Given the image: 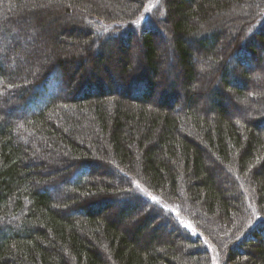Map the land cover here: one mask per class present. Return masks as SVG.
Masks as SVG:
<instances>
[{"label": "trees", "instance_id": "1", "mask_svg": "<svg viewBox=\"0 0 264 264\" xmlns=\"http://www.w3.org/2000/svg\"><path fill=\"white\" fill-rule=\"evenodd\" d=\"M38 29L49 41L4 59L36 70L0 66V264H214L212 249L264 264V89L246 93L264 71V0H0V36ZM66 37L80 56L64 57ZM131 44L144 75L126 83ZM167 54L179 77L152 104Z\"/></svg>", "mask_w": 264, "mask_h": 264}, {"label": "rangeland", "instance_id": "2", "mask_svg": "<svg viewBox=\"0 0 264 264\" xmlns=\"http://www.w3.org/2000/svg\"><path fill=\"white\" fill-rule=\"evenodd\" d=\"M87 1L88 2H95L97 0H87ZM153 5L154 4H151L150 5V9H151V7ZM44 9L50 11V8L48 9L46 6L44 7ZM148 9L149 8H147V11H148ZM52 10L55 11V10H59V9L58 8H53ZM50 19L48 20L47 23H50L51 22ZM142 19H141V21H142ZM220 21H221V23L227 22L226 21V18H223ZM60 22L61 23L66 22L68 24H72L73 21H72V19H68L66 16H64L63 19L60 20ZM55 27L58 28V25L57 24H55V26L52 25L51 28H49V29L52 31V29L54 28L53 29V31H54L55 30ZM72 28H74V27H72ZM43 35H45L44 29L43 30H41V29L39 30L38 29V30L34 31V33L31 34V40H28V39L27 40L26 39L22 40L20 37H18V38L16 37L15 40L13 39V40L10 41L8 38H5L3 36H0V64H1L0 66H3L5 68V70H7V71L9 70L11 73L16 72L19 68L20 69H23L24 71L25 70H30L31 71L32 68H35V70H36L37 68L35 67V64H33V66H31L28 60H25L24 59V60H17L16 61V60H13L11 58H7L6 59L7 62H6V64H4V61H5L4 59H5V56H6L7 52H8V50H9V48L12 47V44H14V42H20V43H22L23 50H25V51L28 50L30 52H34L33 50H35L36 44L39 43V42H42L43 38L44 39L46 38L49 41L50 36L48 34H46L45 37H44ZM67 37L64 38L65 40L62 41V43L58 44V47H62V45H64V47H66V44L68 43L67 42V40H68ZM162 38H163V41H165V44L158 43L157 40H156V43H158V47L161 48V49L162 48H166V50L169 51L168 50V48H169L168 46L169 45L166 43L167 40H165L164 37H162ZM225 39H226V37L224 38V40ZM49 46L50 47L51 46L54 47L55 46L54 45V42L53 43L52 42L46 43V47H49ZM62 49L64 50L63 47H62ZM128 49H130L129 56H130L131 62L134 64V69H133V72H131V74L129 75L128 79H126L125 82L126 83H129V82L131 83V82L135 81V79H137V76H139V77L143 76L144 75V71L141 68V66L139 65L141 63V56H140L141 55V50H140V48L137 47V45L135 47H133V44H131ZM218 50L219 49H217V52L219 54V51ZM65 51H63V52H65L63 54L64 57L75 58V57H77L80 54L79 53L80 51L78 49L77 50H68L67 51V47H66L65 48ZM94 51H95V48L93 47L92 52H94ZM168 54H167V56H166V58L164 60V64L160 68L159 77L156 79V87L154 88V90L152 92V96H151V103L152 104H154V103L156 104V102H159V97H161L160 94H162L163 92H166L167 90H169V87H171V83H172L171 81H172V79H175L176 77H179L178 75H176L177 72L175 73V69H176L175 61ZM118 57H119V55H117V53H116V56H114L113 59L112 58L110 60L107 59V62L105 64L106 66L104 67V69H106L108 71V72L105 71V75L108 74V73H110L112 75V77H113V81L111 82V85L113 84L114 81L117 80V79H115V77H117V75L115 73L116 72L115 69L117 68V66L115 65V63H116V59ZM78 60H81V58L78 59ZM231 62H233V60H231ZM48 63H50V62H48ZM87 65L88 66L86 67V69L89 70L90 69V65L89 64H87ZM261 65H262V67L264 69V62ZM205 68H206V66H205ZM208 69H209V67H208ZM86 71L83 73V76L84 77L87 76ZM203 71H204V67H202V66L200 67L199 66L198 73L200 74V76L198 77L197 85L195 86V89H194V91L196 93H200V94L203 93V92L204 93L206 92L205 91V88H206L207 82H209V84L211 83V81L209 80L210 77L209 78L206 77L203 74ZM212 72L213 73L211 74V78H214L213 83L216 86L218 84V81L216 80V77L215 76H217V75L214 74V71L213 70H212ZM105 75L104 74L101 75V73H97L96 74V76H98L99 79H101V81L104 80L102 78V76H105ZM252 75H253V82L250 83V84H248V86L246 87V93L249 95L248 96L249 99H251V98L258 99L259 96L262 94V91L264 89V71H262V72L260 71L258 74L252 72ZM104 82H106V80H104ZM116 88H114V89H116ZM135 89H136V87L134 86V87L130 88L129 92L134 91ZM159 90H161L160 93H159ZM177 91H178L177 94L179 96L178 97L179 98V101L180 102L182 101V108H183L185 106V103H184V98L181 96V91L182 90H181L180 84L177 85ZM232 102H233V104H231V107H232L231 109L234 112L235 119L242 118L244 120L245 119H251V120L253 119L254 120V118H255V116H254V110H255L254 107H250L249 104H247L248 106H246L245 105V102H237V101H232ZM196 104H197V107L198 108L204 109L206 107L207 101H206V99H203V98H201L199 96ZM25 109L26 108L19 109L17 111V114L18 113H21L23 111H27ZM215 258L217 260V257H215Z\"/></svg>", "mask_w": 264, "mask_h": 264}, {"label": "bare ground", "instance_id": "3", "mask_svg": "<svg viewBox=\"0 0 264 264\" xmlns=\"http://www.w3.org/2000/svg\"><path fill=\"white\" fill-rule=\"evenodd\" d=\"M212 251V254H213V258H214V264L216 263L217 264V260H216V250H211Z\"/></svg>", "mask_w": 264, "mask_h": 264}]
</instances>
